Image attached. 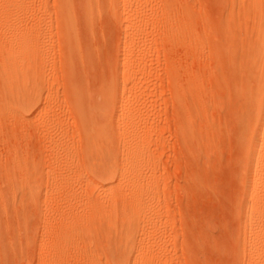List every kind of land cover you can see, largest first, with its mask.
<instances>
[{
    "label": "rangeland",
    "instance_id": "374dc122",
    "mask_svg": "<svg viewBox=\"0 0 264 264\" xmlns=\"http://www.w3.org/2000/svg\"><path fill=\"white\" fill-rule=\"evenodd\" d=\"M30 1L23 0L22 12L15 13L12 20L20 19L32 29L37 28L36 21L42 23L41 30L47 34V40L44 35L40 42L51 51L46 52L49 63L40 71L50 86L43 89L40 98L43 105L28 113L32 118L29 123L19 125L15 122L18 120L10 117L2 118L1 122L0 118L4 129L0 131V191H4V194L0 192V264H120L122 251L114 256L109 251L127 235V224L118 222L110 227L109 216L102 215L89 221L86 215L90 203L105 204L108 190L98 188L99 185L115 186L120 207L126 208L128 213L133 205L131 194H124L126 186L122 188L118 180L108 181L101 171L110 159L101 157L98 149L89 146L87 136L81 131L84 122L79 119L74 91L87 95L93 103L103 104L104 111L98 114L99 119L107 118L108 113L112 115L115 111V76L122 90L127 87L125 84L130 77L122 72L121 61L127 45L136 43V55L140 60L138 70L143 71L144 76L135 94L128 91L121 94V106L133 105L137 109L134 114L142 129L139 138L145 144L141 153L144 190L151 192L150 180L154 174L157 185L152 200H145L140 205L141 211H149L148 220L142 215L134 219L137 232L130 248L131 264H142V260L135 259L142 246L150 259L152 240H161L162 249L158 257H154V264H243L242 253L249 243L244 237L245 225L239 217L247 166L241 138L251 128L248 129L250 123L246 128L243 117L241 119L247 113L243 109L245 93L241 91L243 74L231 65V44L224 39L220 27L228 9L238 12L245 8L249 15L242 16L238 40L254 39L257 24L261 19L264 21V0H141L140 3L133 1L132 7L127 9L123 0H97V3L95 0H70V19L73 17L69 26L72 29L70 39L67 34H61L65 25L60 26L62 0ZM92 3H95L94 7ZM165 4L170 8L166 7L169 10L164 13ZM167 17L172 25L168 23L166 28L164 24L168 19L164 18ZM187 18L192 19V36L196 34L192 40L188 36L190 33L188 37L181 33ZM134 23L137 26L135 32L130 31ZM168 33L177 36L173 38H177L176 43H172ZM185 38H189L188 43ZM193 40L198 41L194 44ZM234 40L238 43L237 38ZM248 61L253 62V59ZM171 63L174 67L177 65L175 71H179L176 79H173L175 71L169 69ZM169 70L174 75H170ZM195 80L199 82L204 103H197L202 101L199 97L194 104L191 98L192 105H198L195 124L197 122L199 136L187 141L182 129L184 110L177 94L186 82L191 81L194 89ZM75 84L80 88L72 89ZM107 94L108 98H105ZM52 121L57 123L52 124L54 127L49 125ZM43 123L47 127H42ZM118 137L115 149L122 165L127 154ZM11 142L19 149L22 169L11 166L9 146H14ZM64 142L70 144L68 152L59 154L61 158H54L53 148ZM63 162L69 163L72 170L71 183L68 187L66 184L54 186L49 181L53 179V173L55 178L63 173L62 166H66ZM7 175L17 187L15 190L10 191L4 183ZM29 178L31 183L27 181ZM77 214L80 218H75ZM88 225L94 227L92 231ZM144 231L147 234L143 239Z\"/></svg>",
    "mask_w": 264,
    "mask_h": 264
},
{
    "label": "bare ground",
    "instance_id": "6f19581e",
    "mask_svg": "<svg viewBox=\"0 0 264 264\" xmlns=\"http://www.w3.org/2000/svg\"><path fill=\"white\" fill-rule=\"evenodd\" d=\"M133 1L134 2L137 1L136 3L141 2V0L140 1L139 0H123L124 7L126 9L128 7H132ZM28 2L31 3L30 0H28ZM28 2H27V4H28ZM95 2L97 3V0H95ZM22 4H23V0H0V118L2 119L5 117H10L12 119L18 120L15 122L19 123V125L21 122L22 123L23 122L29 123L30 122L29 119L32 120V118H30L28 116V113L32 112L33 109H35L36 107L38 108L40 106V104H42L40 98L42 97L43 89L45 90V88L47 86H50L49 82L48 81L46 82L45 78L42 76L41 71H40L41 68L45 67V65L49 63L47 60V57H46V54H47L46 52H47V50L50 49V48L49 49L47 48V50H46V47H42L43 45H41V42H42L41 39L43 38L44 35H45L44 36L45 38L47 36V34L41 30V27H42L41 24L42 23L39 21H36L37 19H35L36 22L35 23L31 22V23H34V25L37 24L38 26L36 29L35 28L32 29V27H30L31 28L30 29L28 27L29 24H27L25 26L24 23L21 22L20 19H18L16 22H14L12 20L13 16L16 15L15 13L19 14L20 11L22 12V8H20V5H22ZM70 4H71L70 0H62V2H61V10H62L63 14H62V22H61L60 26L63 27L62 24H65V25H64L63 30L59 28L60 30H62L61 34L62 35L67 34L68 38L70 37V34L72 33V29L69 26L71 25L70 22L73 19V17H71L72 19H70V16H72V15H69V10H71ZM24 5H26V3H24ZM92 5H93L92 7H94L95 3H92ZM43 7L44 6H42V9H43ZM166 7L170 8V6H166V4H165V8H163L164 13H165V11L169 10V8H166ZM171 9H170V12H171ZM228 10H229V12L227 13L228 15L223 19L224 21L221 23L220 28H221L222 33L224 35V39H226V41L231 44L230 50L232 51L231 55H233L231 65H233L232 67H234L239 73L241 72L243 74L242 85H243L244 89L242 88L241 91L243 92L242 94L245 93L244 98H243V105H244L243 109H244V111L246 109L247 113L245 114V116L244 115L241 116V119L243 117L242 120L245 122L244 125L246 126V128H248L247 127L248 123H250V126L248 129L251 128V130L249 132H247V130L245 128L247 134L245 135V133H244L243 138H241L242 143L244 144V147L246 150V156H247V164L246 165L247 166H246L245 192H244L242 202H241L242 208H241V210H239L240 211L239 217H240V220L245 225L244 237H245V240L249 243L248 247L246 246L244 248V253H242L243 264H264V21L261 19L260 22L257 24V36L256 37L254 36V39H252V40L248 39L247 41L242 42V41L238 40V37H240V36L238 35L239 33H237V32L241 30L239 25H240V22L242 21V16H246L247 14L249 15V11H247L245 8H241L240 11H238V12H236L237 10L233 9V8H230ZM88 15H90V12L88 13ZM90 17H91V15H90ZM189 18H191V17L189 16ZM135 19L137 20V18H134V20ZM164 19H168V17L164 18ZM191 20L192 19H190V21H189V19L188 20L185 19L186 22L184 23V27H183L184 30H183V32L181 31V33L185 34V37L191 36L190 39L192 40V38L196 37V34H195V36H192L194 34H192V32H190ZM40 21H42V20H40ZM166 21L167 20H165L164 26H166V24L168 25V23H171V22H169L170 21L169 19H168L167 23H166ZM27 23H28V21H27ZM171 25H172V23H171ZM33 27H35V26H33ZM136 27H137L136 23H134L132 25V28L130 29V31L135 32ZM166 28H167V26H166ZM188 33H190L191 35L190 34L188 35ZM169 34L170 33H168V35ZM171 35H173V33L170 34V36ZM174 36H176V35H174ZM174 36H171V38H170V39H172L171 40L172 43H173V41L175 42V40L177 39V38H175V40H174L173 39ZM71 37L74 38L73 36H71ZM234 38L235 39L237 38L238 43L234 40ZM183 39H184V37H183ZM188 39L185 38L184 41H187ZM46 40H47V38H46ZM202 40L203 39H201V42H202ZM63 41H65V40H63ZM67 41H68V39H67ZM196 41H198V40H195L194 44L196 43ZM186 43H188V41ZM64 45H66V44H64ZM135 45H130V44L127 45L126 50L124 51L123 59L121 61V66H120V68L124 74L125 73L129 74L130 80H129V82H127L125 84L127 87L123 88V90H122V87L120 85V82H119V79L117 78V76H115L116 80L114 79L115 82L113 85V87H114L113 92H115L114 93L115 95L114 94L113 95L115 96V111L113 112L112 115L109 116V113H108L107 118H103V116H102V118L99 119L98 114L99 113L101 114V112L104 111L103 110L104 109L103 104H101V102L100 103H93L87 95L83 96L82 93L78 94V90H76V88L79 87V85L76 86V84H75V87L72 88V89L75 88L74 90L77 91V92L74 91L75 93H77V95L74 94V98L76 101V105L79 108L78 110L80 112V117L82 119L79 116L78 117L81 121L84 122L83 126H81V127H83V129L81 131H84L85 136H87L88 143L90 144L89 146L93 147L94 149H98L101 157H103V158L107 157L110 159V163H107L101 169V171L103 172L104 175L105 174L107 175L108 181L109 180L110 181L118 180L119 185H121L122 188L124 186H126L124 188V194H131V201H132L133 205H132V209L130 210V213H128L126 208L122 209L120 207V204L118 202L119 201L118 200L119 199L118 194L115 191V186H113L112 184H108V183L105 184L104 186L99 185L98 188L101 187V189H103V190H108L105 204H102V205H97V204L95 205L94 204V205H92L90 203L89 204L90 210H89V213L86 215V217L89 219V221H92L99 216L102 217V215L109 216L110 220H109L108 224L110 227H112L113 224H118V222H123V223L127 224V227H128V230L126 232L127 235L124 237V239H122L121 241L116 243V247L112 248L109 251L110 253H112L113 256L116 252L118 253L119 251H122L123 258H122L120 264H131L132 254H130V248H132L131 245H132L133 235L135 234V232H137V228H136V225L134 223V219L138 218L140 215H142L145 217L146 220H148V218H149L148 212L149 211H147V210L141 211L140 205L145 200H148V199L152 200V198L155 195V192H156L155 187L157 185V180L155 178L156 176L154 174L150 180L151 192L150 193L145 192V190H144V187H143L144 181L142 179V177H143L142 158L143 157H142L141 153L145 150V144L140 142V138H139L142 135V132H141L142 129L140 128L141 127L140 126L141 124H139L140 122L138 121V119L136 118V116L134 114V112H136L135 110H137V109H135L133 105L126 107V108L121 106L122 105L121 104L122 98L120 97L121 94L123 95L124 93H126V91L130 92L131 95H132V93L135 94L136 92H134V91L139 89L138 83H139V81H141L142 76H144L143 71L141 72L140 70H138V64H139L140 60L138 59V57L136 55L137 47ZM199 45H200V43H199ZM69 46H70V44H69ZM71 46H73V44H71ZM190 46H191V44H190ZM190 46L188 48H190ZM66 47L68 48V45ZM74 47H76V45ZM182 47H184V46H182ZM204 48H205V46H204ZM70 49H71V47H70ZM184 49H186V48H184ZM199 49H201V48H199ZM49 51H51V50H49ZM74 52H75V50H74ZM183 52H185V51H183ZM192 52H195V51H192ZM197 52L198 51H196V53ZM228 55H230V54H228ZM47 56H49V55H47ZM250 56H253V58H251ZM73 57H74V53H73ZM73 57L71 55L70 58H73ZM75 57L77 58V56H75ZM188 58H189V56H188ZM208 58H209V56H208ZM247 59H251V60L253 59V62H249V61L246 62ZM170 61H172V60H170ZM175 64L173 61V65H175ZM169 65H171V68H169V69L172 70L173 72L175 71V69H177V68H175L177 65L175 67L172 65V63ZM170 70H169V72H170ZM186 70H189V69H186ZM177 71L174 72L176 75H174V73L170 72V75L171 74L174 75L173 79H176L177 73H179V71L178 72ZM52 77H53V75H52ZM73 79H75V81L77 80L76 78L72 77V80ZM192 79H193V77H192ZM194 79H196V76ZM191 81L186 82L187 85H185L186 83H184L185 86L183 85L184 87H186L188 85L190 87L188 86V87L184 88L183 86H181L185 90L183 88H181L182 91L178 90V92L181 91L183 93L182 95H181V92H180V94L179 93L177 94V98L180 100L179 104L181 105L182 110H184L183 111L184 115L182 118L184 122H183L182 129H183L185 137H187V141H188V139L193 138V137L195 138L198 135L197 134L198 133L197 132V128H198L197 122L195 124V118H196L195 116L198 115L196 113V111H197L196 106L198 107V105L197 104L192 105L191 102H193L192 100H194L195 101L194 104H195L199 100L200 93H202V91L200 92V89H199L198 80L197 81L195 80L196 82L193 81V82L197 83V84L194 83V85H195V87L193 85L194 89H192V87H191L192 85H190V84H192ZM196 85H198L197 89H195ZM100 86H101V84H100ZM243 90H245V92ZM121 91H123V92L121 93ZM50 92L51 91H49V93ZM125 96H126V94H125ZM202 96L204 97V93ZM72 98H73V96H72ZM105 98H108V94L105 96ZM191 98H192V100H191ZM201 98L202 97H200V99ZM106 100L107 99H105V101ZM202 102H203V100L200 102H197V103H202ZM67 106H68V104H67ZM200 106H202V104ZM76 108H74V109H76ZM109 108H110V106H109ZM201 109H202V107H201ZM198 111H200V110H198ZM244 111H243V113H244ZM35 114H36V112H35ZM198 117H200V116H198ZM13 121L14 120H12V122ZM1 122H3V119ZM48 122H47V125H48ZM50 122H51V120H50ZM44 124L45 123H43L42 127L43 126L47 127V125L46 124L44 125ZM52 124H57V123H54L53 121H52V123H49V125H52ZM10 125H11V123H10ZM58 125H60V124L58 123ZM58 125H57V127H58ZM61 125H62V123H61ZM52 126H49V127H52ZM62 126H60V127H62ZM55 127H56V125H55ZM204 127H206V126H204ZM206 130H208V129H206ZM0 131H4V129L2 128L1 125H0ZM0 134H1V132H0ZM3 135L4 134H2V136ZM12 137H13V134H12ZM117 137L122 139L123 149H124L125 154H127V160L124 161L122 163V165H120V161H118V157H117V153H116L117 150L115 149ZM5 141H6V139H5ZM8 143H9V141H8ZM12 144H14V143H12ZM69 145L70 144H67V142H66L65 144L61 143L57 147L54 146L55 148L52 147L54 152L52 150L51 151L53 152L52 154L54 155V158H57V156L60 157L62 154L67 153ZM7 146H9V145L7 144ZM10 147H11V145L9 146V153L11 155V158H12L11 162L13 164L11 166L19 167L20 169H22L24 165H23V160H22V157L20 155L18 147H15V144H14V146L11 147V150H10ZM59 154H61V155H59ZM244 155H245V153H244ZM245 159H246V157H245ZM111 160H112V163H111ZM9 162L7 163V165H10ZM66 162H68V160ZM66 162H63L66 166H62L65 170H63V173L60 172V174H59L60 177L57 176L58 178H55V176H54L55 174L53 173V175H52L53 179L51 178L52 180L50 179L51 181H49V182H52V185L63 187L65 184L67 185V184L71 183V179H72L71 178L72 177L71 171L72 170L70 168L69 163H66ZM3 165L7 166L6 164H3ZM13 167H11V168H13ZM52 168L53 167H51L50 170L53 171ZM260 170H261V172H259ZM5 171H6V169H5ZM6 172H7L6 174L9 173V171H6ZM35 172H36V170H35ZM29 173H30V170H29ZM25 176H27V175H25ZM29 179L30 180H27V181H28V183H31L32 180H31V178H29ZM5 182H6V185L9 186L8 189H10V191H12V188H13V190H15L17 188V187H15L14 183L11 181L10 175H7V178L4 181V183ZM22 187L25 189L24 186H22ZM30 187H31V185H30ZM65 187H68V185ZM69 187H70V185H69ZM1 191H3V190H1ZM3 194H4V191H3ZM5 202L6 201H4V203ZM159 208H161V207H159ZM143 213H145V215H143ZM78 215L79 214H77L75 218H80V216H78ZM155 216H157V215H155ZM151 218H153V217H151ZM151 222H152V220H151ZM148 223H150V222H148ZM92 226H93V224H92ZM92 226L88 225L89 231L93 230L94 227H92ZM148 227H149V225H148ZM147 230L150 231L151 229L148 228ZM146 234H147L146 231H144L143 232V239L146 238ZM117 237H118V234H117ZM159 241H161V240H159ZM159 241H156V240L150 241V245L152 248L150 259H149L148 253H145L143 251V246L140 247L139 252L137 253L135 259L142 260V264H154L155 263L154 257H156V256L158 257L160 250L162 252V249L160 248L161 243ZM88 247H89V245H88ZM91 247L92 246H90V248ZM97 247H98V245H97ZM161 252H160V254H161ZM108 255H109V253H108Z\"/></svg>",
    "mask_w": 264,
    "mask_h": 264
}]
</instances>
